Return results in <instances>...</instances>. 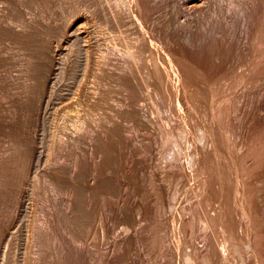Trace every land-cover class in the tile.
I'll list each match as a JSON object with an SVG mask.
<instances>
[{"label":"rangeland","instance_id":"obj_1","mask_svg":"<svg viewBox=\"0 0 264 264\" xmlns=\"http://www.w3.org/2000/svg\"><path fill=\"white\" fill-rule=\"evenodd\" d=\"M147 1L0 0V264H264L262 0Z\"/></svg>","mask_w":264,"mask_h":264},{"label":"bare ground","instance_id":"obj_2","mask_svg":"<svg viewBox=\"0 0 264 264\" xmlns=\"http://www.w3.org/2000/svg\"><path fill=\"white\" fill-rule=\"evenodd\" d=\"M141 1H143V0H140V2ZM147 1V0H146ZM149 1V0H148ZM147 1V2H148ZM151 1V0H150ZM261 1V0H260ZM139 2V4L138 5H140L141 3ZM145 2V1H144ZM153 2V1H152ZM237 2V1H236ZM146 3V2H145ZM260 4H263L264 5V0H262V3H260ZM142 5V4H141ZM145 5V4H144ZM148 5V4H147ZM153 5H154V3H153ZM152 5V6H153ZM233 5V4H232ZM236 5V4H235ZM143 6V5H142ZM141 6V7H142ZM150 6V5H149ZM149 6H147V7H149ZM156 6V5H155ZM157 6H158V3H157ZM215 6V5H214ZM217 6V5H216ZM140 7V6H139ZM164 7V6H163ZM221 7V6H220ZM235 7V6H234ZM264 7V6H263ZM145 8V6H143L141 9H144ZM152 8V7H151ZM166 8V7H165ZM148 9H150V8H148ZM232 9V8H231ZM231 9H230V11H231ZM264 9V8H263ZM123 11H124V8L122 9ZM121 10V11H122ZM153 10H155V9H153ZM122 11V12H123ZM145 11H147V10H141V12H145ZM150 11H151V9H150ZM158 11V10H157ZM209 11V12H208ZM234 11V10H233ZM126 12V10L123 12V15H124V13ZM152 12V11H151ZM209 14H208V13ZM207 12H205V15H206V13H207V19L208 20H206V21H208V23H205L204 24V21H203V18H205V17H203L200 21L201 22H199L200 24V26H201V28H205L203 31H205V33L206 32H208V35H209V41L208 42H206L207 43V45H204V46H206V47H204V49L202 48V50H201V54H200V57L198 58H196V59H198L199 60V62H197L198 64H200L199 66H203L204 68H206V71H209V72H211V73H209V74H214V75H216L215 73H212L213 71H219V72H222L221 71V69L223 68L222 66H220V65H223V64H226V62L232 57V54H234V53H232V49H231V51H230V46H227L226 45V41H223L221 38V36H223V37H226V38H228V37H232V31H230V30H228V31H230V32H232L231 34H228L229 36H226L227 34H226V31H227V29L229 28V27H227V29H225L224 27H225V25H224V22H223V18H222V14H220V12L217 10V9H215V8H213L212 6H210L209 8H208V10H207ZM211 12V13H210ZM251 12V11H250ZM147 13V12H146ZM155 13V12H154ZM141 15H142V13H141ZM149 15H150V12H149ZM149 15H146V16H149ZM204 15V16H205ZM142 16H144V15H142ZM145 16V17H146ZM151 16L153 17V15H152V13H151ZM154 16H156V15H154ZM161 16V15H160ZM260 16V15H259ZM263 16V15H262ZM118 17V16H117ZM144 17V18H145ZM126 18V17H125ZM151 18V17H150ZM263 18H264V16H263ZM262 18V19H263ZM146 19H148V18H146ZM151 19H153V18H151ZM150 19V20H151ZM262 19H261V23H264L263 21H262ZM145 20V19H144ZM149 20V19H148ZM147 21V20H146ZM205 21V22H206ZM150 22H152V21H150ZM159 22V21H158ZM146 24H149V21H148V23H146ZM154 24V23H153ZM156 24H158V23H156ZM155 24V25H156ZM203 24H204V26H203ZM207 24H209V25H207ZM198 25V26H199ZM203 26V27H202ZM207 26H208V28H207ZM259 26H260V24H259ZM149 27V26H148ZM151 28V27H150ZM200 28V29H201ZM199 29V28H198ZM230 29V28H229ZM197 31H200V30H197ZM202 31V30H201ZM202 31V32H203ZM229 33V32H228ZM174 34V33H173ZM259 39H260V41H258V42H260L261 44L260 45H262L261 47H260V49H259V51L261 52V50L263 51L264 50V28H263V25H262V29L260 28L257 32H256V34H255ZM197 36V35H196ZM204 36V35H203ZM220 36V37H219ZM257 37H253V38H256L257 39ZM212 41H211V40ZM224 40H225V38H223ZM233 39V38H232ZM208 40V39H207ZM227 40V39H226ZM229 41H230V39H229ZM255 40L253 39V42H254ZM93 43V42H92ZM257 44V43H256ZM256 44H255V46H256ZM231 45H232V43H231ZM203 46V45H202ZM228 47H230V48H228ZM192 48V47H191ZM200 49H201V47H200ZM257 49V48H256ZM196 50V49H195ZM194 50V51H195ZM233 51H235V50H233ZM253 51V50H252ZM259 51H257V53H259ZM197 52V51H196ZM199 52V51H198ZM256 52V51H255ZM264 52V51H263ZM194 53V52H193ZM192 53V54H193ZM197 54V53H196ZM261 55H263L264 56V54H262V53H260ZM199 55V54H198ZM234 55H238V54H234ZM242 55V54H241ZM193 56V55H192ZM255 56V55H254ZM253 56V57H254ZM258 56H260L259 54H258ZM247 57V56H246ZM256 57H257V55H256ZM255 57V58H256ZM237 58V57H236ZM236 58H234L233 60H235ZM252 58V57H251ZM258 58V57H257ZM261 59V61L260 60H258V59ZM258 59H256V60H258V61H260V63H258V61H256L254 58V61H256L257 62V64H260V66L259 65H257L256 64V62H255V65H257V67H258V72L260 73L261 72V74H263V72H264V57H259ZM195 59V58H194ZM232 59V58H231ZM238 59V58H237ZM236 59V60H237ZM230 61V60H229ZM244 61V60H243ZM253 61V62H254ZM218 62V63H217ZM233 62H235V61H233ZM233 62H231V63H233ZM254 64V63H253ZM252 64V65H253ZM218 68H217V67ZM230 66V65H229ZM202 67V68H203ZM219 67H222L221 69H219ZM253 67H255L254 65H253ZM233 69V68H232ZM237 69V68H236ZM251 69V68H250ZM255 69V68H254ZM254 69H251V71L252 70H254ZM213 70V71H212ZM229 70V69H228ZM256 70H257V68H256ZM255 70V71H256ZM231 71V70H230ZM230 71H228L229 73H230ZM255 71H253V72H251V73H255ZM224 72V71H223ZM227 72V71H226ZM258 72H256V74L258 75ZM236 73V72H235ZM250 73V75H252ZM221 74H223V73H221ZM231 74V73H230ZM234 74V73H233ZM261 74H259L260 76H261ZM238 75V74H237ZM217 77H218V75H216ZM219 76H220V73H219ZM253 76V75H252ZM264 76V75H263ZM262 76V77H263ZM221 77V76H220ZM219 77V78H220ZM237 78V77H236ZM261 78V77H260ZM264 78V77H263ZM40 81V80H39ZM237 81V80H236ZM216 82V81H215ZM218 83V82H217ZM37 91H38V89H37ZM36 91V92H37ZM37 93H39V92H37ZM32 96V95H31ZM32 99V98H31ZM31 103V102H30ZM14 118V117H13ZM4 128H2V126H0V131H2ZM2 133V132H1ZM78 167V166H77ZM82 169V167H80L79 166V168H78V171H77V175L78 176H80V175H82V171H83V169ZM77 170V169H76ZM76 173V172H75ZM8 181V178H6L5 176H2L1 178H0V184L1 183H3V182H7ZM112 180L111 179H108V180H106L105 181V184H103V186H105V188H107V189H111L112 190ZM4 185V184H3ZM2 188V187H1ZM79 188V187H78ZM81 188V187H80ZM76 189H77V187H76ZM82 190L84 189L83 188V186H82V188H81ZM79 190L78 189V191H77V193H78V195H79V198H83V196L85 195L84 194V192L86 191V190H84V192L82 191V190ZM115 188H113V190H114ZM2 190H3V188H2ZM5 191V190H4ZM3 192V191H2ZM75 192H76V190H75ZM76 193V194H77ZM86 194H87V192H85ZM77 195V196H78ZM78 202V201H77ZM80 202V203H79ZM79 204H82V202L79 200ZM76 205V204H75ZM75 207V209L77 210V211H81L82 210V206H80V205H77V206H74ZM48 252V251H47ZM68 253V252H67ZM71 261V260H70ZM74 261V260H73Z\"/></svg>","mask_w":264,"mask_h":264}]
</instances>
